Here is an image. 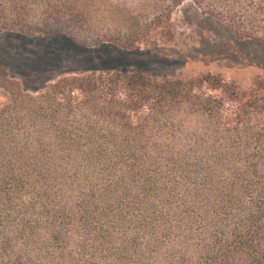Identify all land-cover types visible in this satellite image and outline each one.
I'll use <instances>...</instances> for the list:
<instances>
[{"label": "trees", "instance_id": "1", "mask_svg": "<svg viewBox=\"0 0 264 264\" xmlns=\"http://www.w3.org/2000/svg\"><path fill=\"white\" fill-rule=\"evenodd\" d=\"M192 1L264 41V0ZM121 15L0 0V32L99 43ZM0 89V264H264V78L85 72L30 90L0 67Z\"/></svg>", "mask_w": 264, "mask_h": 264}, {"label": "rangeland", "instance_id": "2", "mask_svg": "<svg viewBox=\"0 0 264 264\" xmlns=\"http://www.w3.org/2000/svg\"><path fill=\"white\" fill-rule=\"evenodd\" d=\"M98 1L130 12L118 17L120 24H97L106 41L84 44L54 31L6 30L0 32V67L30 90L61 75L85 72H136L157 79L211 72L243 90L264 78V41L236 36L226 20L192 0ZM128 24L139 31L146 27L142 35L129 38ZM6 100L0 89V103Z\"/></svg>", "mask_w": 264, "mask_h": 264}]
</instances>
